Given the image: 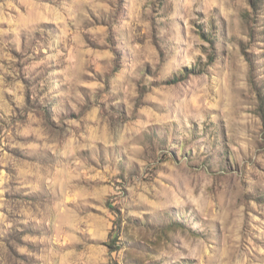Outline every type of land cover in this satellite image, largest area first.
Returning <instances> with one entry per match:
<instances>
[{"label":"rangeland","instance_id":"obj_1","mask_svg":"<svg viewBox=\"0 0 264 264\" xmlns=\"http://www.w3.org/2000/svg\"><path fill=\"white\" fill-rule=\"evenodd\" d=\"M0 264H264V0H0Z\"/></svg>","mask_w":264,"mask_h":264},{"label":"trees","instance_id":"obj_2","mask_svg":"<svg viewBox=\"0 0 264 264\" xmlns=\"http://www.w3.org/2000/svg\"><path fill=\"white\" fill-rule=\"evenodd\" d=\"M251 2H255V1H257V0H250Z\"/></svg>","mask_w":264,"mask_h":264}]
</instances>
